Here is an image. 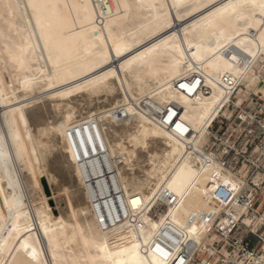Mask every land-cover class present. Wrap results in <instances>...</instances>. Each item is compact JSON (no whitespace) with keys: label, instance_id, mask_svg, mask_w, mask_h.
Returning a JSON list of instances; mask_svg holds the SVG:
<instances>
[{"label":"bare ground","instance_id":"obj_1","mask_svg":"<svg viewBox=\"0 0 264 264\" xmlns=\"http://www.w3.org/2000/svg\"><path fill=\"white\" fill-rule=\"evenodd\" d=\"M261 62L264 0H0V264H171L184 244L196 257L221 240L218 220L190 223L189 204L239 183L202 145L233 94L264 98V80L247 79ZM103 94L111 107L84 111ZM169 106L182 133L163 121ZM53 136L67 215L40 181Z\"/></svg>","mask_w":264,"mask_h":264},{"label":"built area","instance_id":"obj_2","mask_svg":"<svg viewBox=\"0 0 264 264\" xmlns=\"http://www.w3.org/2000/svg\"><path fill=\"white\" fill-rule=\"evenodd\" d=\"M201 83L202 80L194 93L206 88ZM179 87L188 91L180 84ZM237 101L233 94L226 104L228 114L221 113L212 122L210 136L202 145L205 160L221 163L239 183L237 192L228 201L227 210L222 212L228 222L221 224L218 219L215 224V232L221 240L203 245L196 257V253L184 244L171 264H181V261L183 264H264V98L252 93L240 103ZM181 110L175 106L172 113L169 106L160 113L163 121L168 126L174 123L173 128L179 133H182L177 129ZM192 131L188 128L185 134ZM95 166L96 169L100 167L98 163ZM164 198L171 203L175 200L168 192ZM235 205L244 210L242 216H236L239 211ZM244 216L252 218L250 225L243 222ZM174 231L170 223H165L161 232L166 235Z\"/></svg>","mask_w":264,"mask_h":264},{"label":"rangeland","instance_id":"obj_3","mask_svg":"<svg viewBox=\"0 0 264 264\" xmlns=\"http://www.w3.org/2000/svg\"><path fill=\"white\" fill-rule=\"evenodd\" d=\"M254 72H256V75L254 74ZM254 72L252 71L251 74H253V75L250 74L251 76H248L247 79L252 83L251 87H254V90H255L256 88H258V86L260 84L263 85L264 62L257 64L254 68ZM258 72H260L259 74H261V76L258 75ZM102 97L100 99L95 98L92 103H89V101H84V99H82L83 102H86L84 111L87 112L90 109L94 110L98 105H101V106L108 108V107H111L112 106L111 104H114V102H115V100L113 99L114 96L112 95V97H111V94H109V95L103 94ZM28 98L29 97H27L26 99H28ZM23 100H25V99L23 98ZM19 101H22V99H20ZM103 101H105V102H103ZM80 117L81 116H79V118ZM56 118H58L57 115H55V119ZM51 140H52L51 145L52 144L53 145L56 144V145L51 146V148L49 149V151L45 155V158L47 160L46 162H47V166H48L47 169L48 170L42 174V176L40 177V181H41L45 196L48 198L49 204L51 206V209L54 211V214L56 216L67 215V213H68V211H67L68 210L67 196H64L61 203L59 204L60 206L59 205L57 206L56 199L54 198V192H55L56 187L58 186V184L60 182H67L68 181L70 174L67 171H64V172L59 171L57 168L58 161L60 160V158L63 154V149L61 148V145L63 143L61 141H59L60 139H58L59 145L57 146V139L54 136L50 139V141ZM204 140H207V134L205 135L202 142H204ZM68 143H69L68 141L65 142V144L69 145ZM48 180H50V181H48ZM73 181L75 184L77 183L75 177H73ZM45 185H48L47 190H46ZM230 188H231V186L229 184H225V185L223 184V185H220L218 187V189H219L218 193H219L220 197L224 196L223 200L219 196L217 198H212L209 200L206 198V196L204 194H200L199 196H197V198L194 199L189 204L190 223L194 227L198 226L203 221H205L208 225L214 224V222L217 221L218 218L220 217L222 210H224L225 208L226 209L228 208L227 204H228V201L230 200V194H228L227 190H232ZM232 192L234 193V191H232ZM208 206H210V207H208ZM235 207H239V206L235 205ZM165 209H166V206L164 204H159V205L155 206L153 208V211H152L153 216L158 217V215L160 213H162ZM240 212L241 211H239L238 213H240ZM183 217H185V215H183ZM207 226H205L204 230L202 231L204 234H207L209 231V227H207ZM199 228L201 229V227H199ZM210 237H212V234L210 235Z\"/></svg>","mask_w":264,"mask_h":264},{"label":"snow or ice","instance_id":"obj_4","mask_svg":"<svg viewBox=\"0 0 264 264\" xmlns=\"http://www.w3.org/2000/svg\"><path fill=\"white\" fill-rule=\"evenodd\" d=\"M191 90V89H190ZM177 128H180V125H177ZM232 187H233V189H235V185H232ZM229 194H231V193H229ZM139 203V201L138 200H134L133 201V204H138ZM177 259H179V258H177ZM181 264H183V261H181Z\"/></svg>","mask_w":264,"mask_h":264}]
</instances>
